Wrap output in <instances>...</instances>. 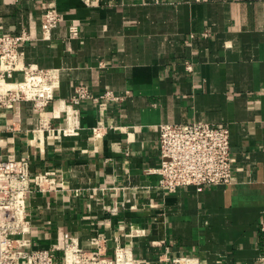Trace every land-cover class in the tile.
<instances>
[{"label": "crops", "instance_id": "1", "mask_svg": "<svg viewBox=\"0 0 264 264\" xmlns=\"http://www.w3.org/2000/svg\"><path fill=\"white\" fill-rule=\"evenodd\" d=\"M49 6L62 22L45 40ZM22 30L31 36L24 62L59 75L43 122L28 102L0 112L2 153L29 158L32 176L53 172L57 184L28 197L31 248L68 235L90 250L104 234L110 255L127 246L148 264L185 256L259 264L264 0H0V32ZM78 85L121 100L72 110ZM68 116L72 134L63 132ZM196 122L230 128L233 182L164 191L153 173L162 162L160 126Z\"/></svg>", "mask_w": 264, "mask_h": 264}, {"label": "built area", "instance_id": "2", "mask_svg": "<svg viewBox=\"0 0 264 264\" xmlns=\"http://www.w3.org/2000/svg\"><path fill=\"white\" fill-rule=\"evenodd\" d=\"M62 22L55 6L46 8L41 19L43 39L51 38ZM71 36H78L76 26L70 28ZM31 41L27 30L13 35L0 32V112L15 111L20 103H32L39 121L43 122L45 110L53 100L59 83L58 72L42 69L24 62L26 52L21 47ZM188 71L192 66L187 64ZM121 98L112 91L94 94L87 85H78L70 106L84 101L102 105L118 102ZM68 115L70 112H67ZM65 134L74 133L72 119L68 116ZM160 168L153 173L160 176L159 188L173 193L184 187L225 186L233 182V157L230 128L204 122L192 124H163L160 126ZM53 172L31 175L29 158L18 159L4 155L0 147V264H148L135 255L133 248L118 245L109 254V240L104 234L92 239L93 248L86 250L76 238L66 235L60 244L49 249H33L24 235L30 233L27 200L33 187L38 192L57 190ZM114 213L116 207H108ZM264 232V227L262 228ZM139 236H143L139 233ZM198 264L189 256L174 258L162 264ZM264 264V253L259 257Z\"/></svg>", "mask_w": 264, "mask_h": 264}]
</instances>
